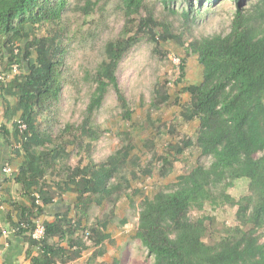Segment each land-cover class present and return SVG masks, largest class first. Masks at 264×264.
I'll use <instances>...</instances> for the list:
<instances>
[{"label":"rangeland","instance_id":"obj_1","mask_svg":"<svg viewBox=\"0 0 264 264\" xmlns=\"http://www.w3.org/2000/svg\"><path fill=\"white\" fill-rule=\"evenodd\" d=\"M205 1H190L193 12L186 21L183 13L188 6L181 0H144L135 16H126L124 0H68L59 21L26 24L25 36L13 41L14 54L20 52L22 60L14 71H26L35 63L34 44L42 41L46 55L62 64V86L50 116L35 119L37 138L31 147L36 154L54 151L51 168L29 183L15 181L20 166L29 159L15 131L19 116L2 119L0 95V126L8 131L9 142L0 131V249L8 248L0 254V264H30L36 256L15 231L21 208L36 198L37 191H46L43 185L56 193L35 221L33 238L45 224L64 218L66 237L50 242L79 252L74 260L56 259L55 264H152L153 258L135 238L142 207L156 193L175 190L197 166L207 175L214 162L213 157L200 156L195 145L198 118L190 110L186 87L202 81L196 53L200 40L227 36L237 8L232 0ZM86 7L91 10L88 14L83 11ZM238 11L247 32L264 36V0H242ZM129 39L139 41L125 52L116 70L126 105H118L112 91L105 96L92 119L101 133L91 147L84 112L97 65L108 44ZM26 49L30 56L24 60ZM3 70L0 64V79L7 82L10 76L4 77ZM6 98L11 104L16 101ZM125 110L130 112L129 119ZM101 168L111 173L106 186L109 196L99 200L96 195L85 206L65 185L66 178ZM217 177L209 179L213 194L224 184ZM245 230L264 243V226L248 225ZM203 237L209 244L215 240L210 230Z\"/></svg>","mask_w":264,"mask_h":264},{"label":"trees","instance_id":"obj_2","mask_svg":"<svg viewBox=\"0 0 264 264\" xmlns=\"http://www.w3.org/2000/svg\"><path fill=\"white\" fill-rule=\"evenodd\" d=\"M181 1L188 6V12L183 13L187 21L193 12L192 0ZM232 1L237 10L231 32L224 37L200 40L196 53L203 68L202 81L186 87L191 97L190 110L198 118L195 145L200 156L213 157L214 162L207 175L197 166L175 190L156 193L142 207L135 238L153 258L152 264H264V243H259L251 230H245L248 225L264 226V36L254 37L245 30L238 11L242 0ZM124 2L126 16H135L144 0ZM67 4L68 0H0V64L4 66V77L10 76L7 82L0 79L2 119L9 121L19 116L24 129L20 130L18 124L15 131L29 159L20 166L17 183H29L51 168L54 151L36 154L31 147L37 138L35 119L49 117L59 100L62 64L47 56L46 44L38 41L34 44L35 63L26 71H14L22 60L20 52L14 54L13 41L25 36L27 23L59 21ZM87 7L83 9L85 14L91 11ZM1 40L5 42L2 44ZM138 41L108 44L97 65V79L84 112L91 147L101 133L92 119L105 96L112 91L117 104L126 105L116 70L125 52ZM4 44L9 45L7 49ZM29 56L26 49L24 60ZM6 97L15 98V103L11 104ZM124 113L129 119V110ZM0 131L8 142V131L4 126H0ZM259 152L262 155L255 158ZM213 175L224 179L218 194H213L208 186ZM110 177L106 168L93 169L89 175H68L65 185L87 206L96 195L99 200L109 196L106 186ZM43 187L46 191H37L36 198L31 197L29 205L21 208L15 236L22 237L35 251L30 264H55L56 259L68 263L79 252L50 242L66 237L64 218L56 217L45 224L43 237L33 238L35 221L56 193L46 185ZM207 230L215 239L211 244L203 237Z\"/></svg>","mask_w":264,"mask_h":264},{"label":"built area","instance_id":"obj_3","mask_svg":"<svg viewBox=\"0 0 264 264\" xmlns=\"http://www.w3.org/2000/svg\"><path fill=\"white\" fill-rule=\"evenodd\" d=\"M19 129H20V130H23V129H24V125H23V124H20ZM37 231H39V234H37ZM37 231H36L35 234H34V238H35V239H40V238H42V237H43V234H44V230L41 228V229H39V230H37ZM36 237H38V238H36Z\"/></svg>","mask_w":264,"mask_h":264},{"label":"crops","instance_id":"obj_4","mask_svg":"<svg viewBox=\"0 0 264 264\" xmlns=\"http://www.w3.org/2000/svg\"><path fill=\"white\" fill-rule=\"evenodd\" d=\"M8 250V248H7V245H4V248L3 249H0V254L1 253H5L6 251ZM1 258V257H0ZM3 258V257H2Z\"/></svg>","mask_w":264,"mask_h":264}]
</instances>
